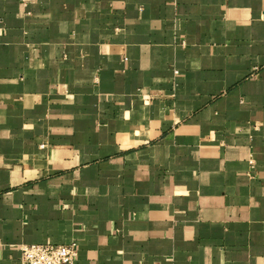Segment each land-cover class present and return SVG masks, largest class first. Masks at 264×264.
Listing matches in <instances>:
<instances>
[{
    "label": "crops",
    "instance_id": "1",
    "mask_svg": "<svg viewBox=\"0 0 264 264\" xmlns=\"http://www.w3.org/2000/svg\"><path fill=\"white\" fill-rule=\"evenodd\" d=\"M71 243L264 264V0H0V264Z\"/></svg>",
    "mask_w": 264,
    "mask_h": 264
},
{
    "label": "built area",
    "instance_id": "2",
    "mask_svg": "<svg viewBox=\"0 0 264 264\" xmlns=\"http://www.w3.org/2000/svg\"><path fill=\"white\" fill-rule=\"evenodd\" d=\"M252 163V162H251ZM20 264H75L76 246L32 244L20 248Z\"/></svg>",
    "mask_w": 264,
    "mask_h": 264
}]
</instances>
